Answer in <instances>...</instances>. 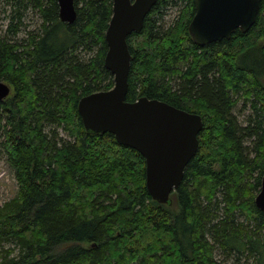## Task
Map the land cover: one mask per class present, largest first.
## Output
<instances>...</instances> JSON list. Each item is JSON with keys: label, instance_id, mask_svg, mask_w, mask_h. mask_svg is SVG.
Returning a JSON list of instances; mask_svg holds the SVG:
<instances>
[{"label": "trees", "instance_id": "1", "mask_svg": "<svg viewBox=\"0 0 264 264\" xmlns=\"http://www.w3.org/2000/svg\"><path fill=\"white\" fill-rule=\"evenodd\" d=\"M0 136L18 192L0 207V264H264V0L254 26L196 45L194 0H158L132 54L126 100L156 99L201 116L197 151L170 203L153 200L146 160L88 132L78 105L114 87L105 67L113 0H0ZM175 8L171 23L165 12ZM38 28L27 27L26 11ZM245 119L241 121L235 111ZM248 115L245 116V113Z\"/></svg>", "mask_w": 264, "mask_h": 264}, {"label": "water", "instance_id": "2", "mask_svg": "<svg viewBox=\"0 0 264 264\" xmlns=\"http://www.w3.org/2000/svg\"><path fill=\"white\" fill-rule=\"evenodd\" d=\"M195 15L189 25L193 42L205 47L230 39L255 24L261 0H194ZM158 0H113V16L106 32L108 52L105 67L114 76V87L83 97L78 111L85 129L94 134L110 133L117 142L132 148L146 160V186L153 200L170 203L180 187L186 167L194 157L203 128L201 116L168 103L140 98L126 100L132 54L127 39L139 33ZM61 22L77 19L75 0H58ZM11 87L0 81V101ZM255 204L264 212V177Z\"/></svg>", "mask_w": 264, "mask_h": 264}, {"label": "rangeland", "instance_id": "3", "mask_svg": "<svg viewBox=\"0 0 264 264\" xmlns=\"http://www.w3.org/2000/svg\"><path fill=\"white\" fill-rule=\"evenodd\" d=\"M176 11L177 9L175 8H168L163 18L164 23H171L176 16ZM10 15V9L8 7L4 8V5L0 4V36H3L6 33L10 21ZM24 22L27 27L23 28L15 39L20 40L26 37L25 35L28 31L38 28L40 24L37 13L32 10L26 11ZM235 112V114L240 116L241 121L245 119V117L242 114H239L237 110ZM247 115L248 112L245 113V116ZM2 140L3 139L0 136V207H2L7 201L15 198L18 192V184L15 174L8 164L7 157L3 152V146L1 144Z\"/></svg>", "mask_w": 264, "mask_h": 264}]
</instances>
